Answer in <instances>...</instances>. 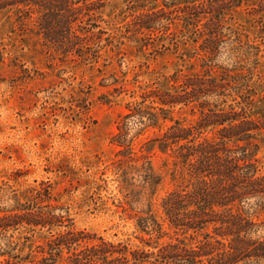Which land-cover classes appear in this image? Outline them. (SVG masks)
Here are the masks:
<instances>
[{
  "label": "rangeland",
  "instance_id": "1",
  "mask_svg": "<svg viewBox=\"0 0 264 264\" xmlns=\"http://www.w3.org/2000/svg\"><path fill=\"white\" fill-rule=\"evenodd\" d=\"M72 2L71 10L65 8L66 0L0 8V191L24 196L32 187L51 184L54 198L69 206L77 228L141 247L139 237L147 235L137 228L135 213L148 212L151 203L161 217V201L177 184L167 172V156L158 149L151 154L144 150L157 129L139 134L133 126V155L120 152L115 135L130 113L129 104L143 101L150 91L173 90L187 75L204 74L209 59L202 49L205 28L188 29L177 17L163 37L139 30L137 18L164 7V0ZM235 4L226 9V36L211 74L220 79L221 67L231 69L235 79L229 92L252 95L264 118V0ZM59 14L76 16L73 33H62L56 25ZM48 22L54 28L49 37L44 32ZM238 58L244 60L241 67L234 65ZM237 81L244 86L235 87ZM152 100L145 103L158 106ZM195 107L178 106L173 116L195 125L200 118ZM210 130L204 134L214 136ZM257 142L264 172V131ZM147 157L164 176L156 190L146 189L139 175ZM125 208L134 217L129 219ZM9 234L19 242V252L32 257L41 256L50 237L46 230L32 234L26 228Z\"/></svg>",
  "mask_w": 264,
  "mask_h": 264
},
{
  "label": "trees",
  "instance_id": "2",
  "mask_svg": "<svg viewBox=\"0 0 264 264\" xmlns=\"http://www.w3.org/2000/svg\"><path fill=\"white\" fill-rule=\"evenodd\" d=\"M72 1L66 0V9L71 10ZM229 2L239 5L235 0H164V7H153L135 22L142 32L161 33V37L177 17L188 29L198 31L202 25L206 35L202 49L209 54L204 74L187 75L174 86L175 91L146 93L143 101L129 104L130 113L118 125L114 141L122 147L120 152L135 153L130 139L133 126L140 129L139 134L152 128L158 133L144 143V150L151 154L158 149L167 156V163L172 159V168L165 165L177 185L161 201L162 216L152 211L151 203L148 212L135 213L137 228L147 235L139 237L143 246L132 248L77 228L69 206L58 203L51 184L42 183L24 196L17 190L0 191V264H264V172L257 142L264 131L263 113L257 112L252 95L237 90L238 101L229 92L234 90L231 80L235 79L231 69L221 67L220 79L211 74L226 36ZM32 4L34 0H2L0 8L19 10ZM56 18L62 33H73L76 16L59 14ZM48 23L44 32L49 37L54 28ZM243 62L238 58L234 65L241 67ZM236 83L235 87L244 86ZM148 99L158 106L146 104ZM178 106H197V124L176 119L173 114ZM167 121L172 124L166 125ZM208 128L214 136L204 134ZM147 159L139 175L146 189L156 190L164 176ZM124 211L129 219L134 217L129 209ZM21 228L32 234L44 230L50 234L41 256L19 252V242L9 233ZM166 237L170 239L161 242Z\"/></svg>",
  "mask_w": 264,
  "mask_h": 264
}]
</instances>
